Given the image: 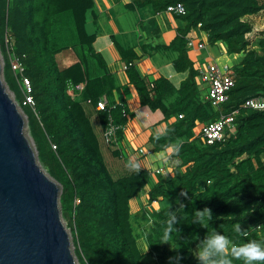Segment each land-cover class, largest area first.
Segmentation results:
<instances>
[{
    "label": "trees",
    "instance_id": "16d2710c",
    "mask_svg": "<svg viewBox=\"0 0 264 264\" xmlns=\"http://www.w3.org/2000/svg\"><path fill=\"white\" fill-rule=\"evenodd\" d=\"M179 3L187 13L175 16L182 24L176 38L170 45L153 48L177 54L173 69L187 75L179 87L163 76L148 81L136 68L139 56L135 50L125 49L111 37L128 65L126 74L140 105L161 112L168 123L163 133L150 136V151L172 148L171 157L181 170L156 175L158 181L148 200L169 204L153 211L142 238L156 258L155 264H167L173 256L181 257V264H202L194 251L200 252L207 240L220 234L228 240V251L222 255L232 259V264H243L231 249L252 242L264 245V111L241 108L249 99L264 97V0H130L126 8H151L160 14ZM64 13L73 18L79 45L74 48L77 62L61 68L52 35L55 18ZM89 15L96 20L95 0H0L3 76L28 116L39 161L61 186V213L72 230L80 263L144 264L130 202L153 183V174L126 167L115 178L87 108L69 91L71 85L84 86L82 93L94 111L107 98L109 111H96L104 132L111 123L128 124L123 115L130 114L126 100H115L123 87L109 72L106 58L94 48L97 35L88 31ZM200 24L210 45L222 44L228 55H241L234 65L237 82L224 107L225 112L239 109L240 114L235 135L223 144L205 145L195 137L197 123L218 117L201 100L197 71L186 47L188 35ZM13 57L22 61L24 76L32 83L34 107L23 105L25 95L20 76L12 69ZM118 138L123 139L122 130ZM204 209H210L211 218L202 223L197 213ZM164 240L167 242L161 243ZM220 258L218 254L208 259Z\"/></svg>",
    "mask_w": 264,
    "mask_h": 264
},
{
    "label": "water",
    "instance_id": "95a60500",
    "mask_svg": "<svg viewBox=\"0 0 264 264\" xmlns=\"http://www.w3.org/2000/svg\"><path fill=\"white\" fill-rule=\"evenodd\" d=\"M0 57V264H76L61 186L40 165Z\"/></svg>",
    "mask_w": 264,
    "mask_h": 264
},
{
    "label": "crops",
    "instance_id": "0c3cea01",
    "mask_svg": "<svg viewBox=\"0 0 264 264\" xmlns=\"http://www.w3.org/2000/svg\"><path fill=\"white\" fill-rule=\"evenodd\" d=\"M95 2L97 18L96 20L93 19L92 26L94 30L93 33H96L97 39L94 43V48L106 58L109 72L117 77L120 86L123 87L122 91L115 94V100L118 103L123 97L126 100V105L131 116V121L128 123L127 129L123 134V139L120 142V149L116 150L119 154L118 159L121 157L126 163L125 168H143L149 170L150 172H152L154 168H157L159 165H162L165 161L171 166L175 164L178 165V162L171 157L174 151L172 148L164 152L154 153L157 154V156H154L153 154L149 158H146V156L141 157L139 156V153L135 152V150L140 148H144L151 152V147L149 145L150 136L155 133H163L166 130L168 123L164 121L161 112H151L146 107L137 108L136 101L137 99L139 101V98L135 88L129 84L126 74V68L128 65L125 61L121 60L114 47L111 37L114 36V39L125 49L133 48L135 50L139 56V59L135 62L136 68L148 81H154L163 76L171 80L176 87H179L187 75L178 74L173 69V63L177 58V54L172 51L156 52L153 51V48L157 46L170 45L176 38L177 31L182 24L175 18V16L165 12L160 13L165 14L164 20L166 24L161 25L162 22L157 23L153 20V18H151L150 27L148 30L143 31L147 33L142 36L138 33L139 29L135 27L132 28L131 26H125L123 24L119 26L115 22L116 18L113 17L112 13L119 14V11H122L123 9L131 13L134 12L138 15L141 10L131 11L126 8V5L130 2V0L124 5L123 9L120 7L121 0H95ZM148 9H150L152 14L157 15L151 8ZM198 34L199 37L204 40L207 39V35L204 32L199 31ZM145 36H149V38L146 39ZM143 46H147L146 50L143 49ZM223 47L224 46H220V44L217 46H210L208 54L218 58L215 51L217 52L218 50V52H221L222 50L225 52L226 48ZM188 55L193 61L195 54L188 53ZM237 56L238 55H229V57L234 58ZM239 58H241V55H239ZM138 103L140 105V102ZM135 113H137V116H135ZM174 121L175 120L172 119L169 123ZM110 151L114 152L115 150L111 148ZM133 165L138 166L133 167ZM152 181L153 183L148 185L147 195L152 185L158 181V177L156 175H152ZM131 203L132 201L130 202V207Z\"/></svg>",
    "mask_w": 264,
    "mask_h": 264
},
{
    "label": "built area",
    "instance_id": "2783aa9c",
    "mask_svg": "<svg viewBox=\"0 0 264 264\" xmlns=\"http://www.w3.org/2000/svg\"><path fill=\"white\" fill-rule=\"evenodd\" d=\"M165 13L172 16L183 17L186 15L187 11L185 6L179 3L177 5L169 6ZM201 26L202 25L200 24L197 29H194L188 35L186 47L188 53L195 54V58H193V65L194 69L197 71L196 84L200 92L201 100L203 103L209 104L215 111H217L218 117L216 120H211L203 124L197 123L195 137L205 145L223 144L232 135H235L236 119L240 114L239 109H234L230 112L224 111V107L227 105L230 99V92L236 85L237 76L234 65H230L228 62H222L218 58L208 54L210 48L208 34L204 32L207 35L206 40L199 37L198 32L201 31ZM11 65L13 71L20 76V84L25 95L23 105L34 107L35 102L32 96L33 86L31 81L26 76H24L25 67L22 61L17 57H13L11 60ZM69 91L72 94H78V92L84 91V86L71 85ZM88 103H90V101H88ZM241 108L251 111H264V97L249 99L242 105ZM96 111H109V103L107 98L104 97L97 103ZM123 115L129 123L131 121L130 114L124 112ZM173 120H176V118ZM127 126L128 124L124 127L116 126L113 123L110 124V126L104 132V140L109 145V147L114 148L115 150L120 149L121 140L118 138V132L122 130L124 134ZM135 152L139 153L141 157L151 154V152L144 148L135 150ZM166 165L167 163L159 165L157 169L152 171V174L165 175L164 172Z\"/></svg>",
    "mask_w": 264,
    "mask_h": 264
},
{
    "label": "rangeland",
    "instance_id": "374dc122",
    "mask_svg": "<svg viewBox=\"0 0 264 264\" xmlns=\"http://www.w3.org/2000/svg\"><path fill=\"white\" fill-rule=\"evenodd\" d=\"M128 2H129V0H121V5H120L121 9H123L124 5ZM149 12H150V9L147 8V9L141 10L139 12V14L136 15L134 12L131 13V12L123 9L122 11H119V14L118 13H112V14H113V17L116 18L115 22L119 26H121L123 24L125 26H131L132 28L135 27V28L139 29L138 33L143 36V34L147 33V32L146 33L143 32V31L148 30L150 27V19L151 18H153V20H155V22H157V23L162 22L161 25L166 24L165 20H164L165 14L154 15L151 12L150 13ZM92 21H93V17H92V15H89L87 28H88V31L90 33L94 32L93 26H92ZM145 37H146V39L149 38V36H145ZM52 42L55 44L54 46H56V48L59 50L57 58H58V61H59L61 68H66V67L72 65L73 63L77 62L78 58L74 53V48L79 45L78 44L79 42H78V37L76 34L75 27H74L73 18H72L70 13H64V14L55 18L53 35H52ZM221 45L222 44H220V46ZM210 46H212V45H210ZM215 54L217 55V57L220 61L228 62L230 65H235L238 62V60L240 59L239 55L236 58L229 57L227 52L226 51L224 52L222 50H221V52H218V50H217V52L215 51ZM0 57H1L2 65H3V69H4L5 61H4V56L1 52V49H0ZM3 80L5 81L4 76H3ZM7 89H8V92L10 93L11 97L14 99L15 103L17 104L19 111L25 117V121H26L25 132H26V135H27L29 141L31 142V145H32L33 149L35 150L37 158H38L37 147H36V144H35L32 136L30 134V131H29L28 116L24 112L23 107L20 104V102H18V100L16 99L14 92L12 90H10L8 85H7ZM72 97L75 101L83 103V105H85V108H87V112H88L94 126L96 127L97 137L99 138V140L101 141V143L104 147V154H105L104 158H105V161H106L111 173L113 174V176L115 178H117L120 175H123L125 173L123 171H124L126 163L122 160L121 157H120V159H118L119 157H117L115 155L114 152H118V151H116L114 148H112L113 150H115L114 152L110 151L111 147H109V145L104 140V137H103L104 131H103V129H101V126L99 125V119H98V116L96 114V111H94L90 107V104H87V100L85 99V93L78 92V94H74V96H72ZM138 102L139 101L137 99L136 106H137V108H141L142 106H140ZM135 116H137V113H135ZM153 154L154 153L151 152V154L149 156H146V158H149ZM154 156H157V154H154ZM38 161H39V159H38ZM39 163L42 166L40 161H39ZM164 163L166 164L167 162L165 161V162H163V164ZM178 166L179 165H176V164L173 166H171L170 164H167L164 174L168 175V174H172V173L173 174L179 173L181 170L178 168ZM42 168H43V166H42ZM155 169H157V168H154V170ZM45 172H46V174H48L47 171H45ZM147 189H148V186L145 188V190L142 193H140L138 195V197H136L134 200H132V203H131V214H132L131 221H132V225H133L135 234H137L139 236L138 247L144 256L143 263L144 264H155L156 258L152 255V253H150V248L146 244V241L144 239H140V235L142 238L143 233H145L146 230L150 227L151 214L153 213V211H159L163 207L167 206L169 204V202L160 200V201H157L154 203H150L148 200ZM62 220H63V224L65 225V227L69 233V236H70L71 250L74 254L75 262H76V264H81L77 254H76V246L74 243L72 230L69 227L67 220H65L63 218V216H62ZM199 253L200 252H198L197 250L194 251V254L196 256H199Z\"/></svg>",
    "mask_w": 264,
    "mask_h": 264
},
{
    "label": "clouds",
    "instance_id": "9594fccd",
    "mask_svg": "<svg viewBox=\"0 0 264 264\" xmlns=\"http://www.w3.org/2000/svg\"><path fill=\"white\" fill-rule=\"evenodd\" d=\"M138 165H133L137 167ZM197 218L200 222L204 223L205 219L211 218L210 209H204L201 212L197 213ZM167 242L166 240L161 243ZM226 251H228V240L226 237L220 234L212 236L207 240L200 253L199 257L202 261V264H232V259L224 256ZM232 255L243 260V264H262L264 262V245H261L256 242L248 243L238 248L231 249ZM221 255V258L218 260H209L210 256ZM181 257L173 256L169 257L167 264H181Z\"/></svg>",
    "mask_w": 264,
    "mask_h": 264
}]
</instances>
